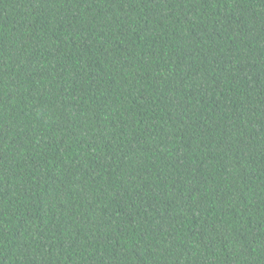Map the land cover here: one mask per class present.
<instances>
[{"label": "trees", "instance_id": "trees-1", "mask_svg": "<svg viewBox=\"0 0 264 264\" xmlns=\"http://www.w3.org/2000/svg\"><path fill=\"white\" fill-rule=\"evenodd\" d=\"M0 264H264V0H0Z\"/></svg>", "mask_w": 264, "mask_h": 264}]
</instances>
